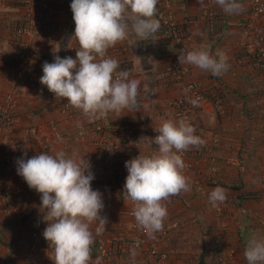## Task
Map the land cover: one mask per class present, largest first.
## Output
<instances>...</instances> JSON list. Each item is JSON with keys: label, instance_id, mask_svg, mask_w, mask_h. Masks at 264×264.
<instances>
[{"label": "crops", "instance_id": "crops-1", "mask_svg": "<svg viewBox=\"0 0 264 264\" xmlns=\"http://www.w3.org/2000/svg\"><path fill=\"white\" fill-rule=\"evenodd\" d=\"M71 2L34 0L25 5L24 0H0V117L10 110L14 115L13 125L0 129V192H8L0 204V264H53L52 250L42 235L46 224L38 207L40 194L17 174L16 161L60 150L75 154L84 165L90 163L95 176L92 188L102 193L105 207L101 215L107 216L108 223L95 235L92 261L101 257V264L163 263L149 254V243H135L144 232L128 214L134 204L123 198L121 182L115 180L113 167L120 156L115 152L100 155L94 143L96 120L89 122L75 108L62 115L59 105L67 100L56 101L40 84L45 61L52 63L54 55L76 58L79 44L72 37ZM237 2L243 10L225 14L214 0H205L203 7L198 0H171L177 35L189 51L207 44L213 54L217 50L225 54L229 68L220 76L186 64L182 80L175 81L170 77L175 43L163 39L160 29L141 40L131 30L130 11L124 17L129 24L126 38L107 50L119 62L117 71L127 70L129 79L142 81L139 111L109 113L108 136L131 133L135 139L128 159L158 150L151 138L158 134L154 128L165 120L183 119L195 129L194 135L205 141L203 146L190 147L182 157L183 174L191 190L163 202L167 217L156 243L159 251L167 254L164 264H247L248 237L253 233L264 236V65L258 66L257 49L252 52L250 46L254 34L244 31L252 23L264 34V13L253 18L251 1ZM203 9L210 14L201 13ZM27 16L40 21L32 40L40 54L34 74L23 85L15 74L19 42L14 29ZM261 60L264 63V58ZM189 82L199 85L204 101L175 117V101L187 96ZM9 93L16 98V108L9 106ZM141 137L145 138L138 143ZM197 149L199 154L193 156ZM187 158L193 161L190 169L185 167ZM218 186L226 190L227 199L213 207L208 195ZM96 227L97 222L90 225L94 233ZM35 236L42 239L38 248L31 247ZM101 247L112 255L102 256ZM132 250L137 253L134 258Z\"/></svg>", "mask_w": 264, "mask_h": 264}, {"label": "clouds", "instance_id": "clouds-1", "mask_svg": "<svg viewBox=\"0 0 264 264\" xmlns=\"http://www.w3.org/2000/svg\"><path fill=\"white\" fill-rule=\"evenodd\" d=\"M157 3L158 0H72L70 8L75 24L72 37L79 44L76 58L54 55L52 63L45 61L40 84L54 94L56 101L66 99L68 105L81 110L89 122L125 109L130 113L139 111L142 81L129 79L127 70L117 71L119 62L106 54L126 38L129 24L124 17L129 11L131 30L141 40L157 33L161 27L155 18ZM198 3L203 7L205 0ZM214 3L225 14L243 10L237 0H214ZM178 62L181 66H196L213 76H220L229 68L225 54L219 50L213 54L207 44L194 51L181 50ZM191 103L198 106L195 100ZM154 131L158 134L151 140L158 150L151 155L140 152L125 161L128 174L122 190L124 199L134 202L132 215L137 224L153 239L156 232L163 230L167 217L163 202L191 190L183 174L180 153L205 143L183 119L165 120ZM16 163L17 174L40 194L38 207L46 224L42 235L52 250L53 264H101V257L92 261L91 248L95 235L105 229L108 219L101 215L105 207L102 193L91 187L95 176L90 163L84 165L83 159H77L75 154L69 156L63 150L44 151L27 159L21 157ZM226 199V190L219 186L208 195L213 207ZM93 222H97L95 233L90 229ZM136 255L132 250L133 258ZM244 256L247 264H264V236L251 234Z\"/></svg>", "mask_w": 264, "mask_h": 264}, {"label": "built area", "instance_id": "built-area-1", "mask_svg": "<svg viewBox=\"0 0 264 264\" xmlns=\"http://www.w3.org/2000/svg\"><path fill=\"white\" fill-rule=\"evenodd\" d=\"M251 1V14L253 18H256L264 13V0H250ZM34 0H24L25 5H32ZM0 4V8H1ZM157 16L159 19L161 27V36L163 39L168 41H173L176 45V56L173 57L170 67V77L175 81H180L184 75V69L178 62V54L181 50L185 52L189 51V47L186 44H183L178 33V26L174 18L171 0H158L157 3ZM204 15H209L210 12L207 9H203L201 11ZM252 22V20L250 21ZM1 23V17H0ZM40 29V21L35 19L33 16H27L25 20L19 23L15 27V36L19 42V48L16 53V79L18 83L25 84L26 80L32 77L35 71V66L39 57V49L36 45L32 43L36 33ZM245 34H254V42L250 44L252 47V52L254 49H257L255 53L259 55L258 58V66H263L264 63L261 59L264 58V34L261 31L255 29L252 23H248L244 29ZM107 57L112 58L109 54H106ZM187 96H180L175 101L174 107V115L175 117H181L192 108H194L191 101L195 100L196 103H200L204 101V96L200 90V87L195 82H189L186 84ZM7 101L11 109L16 108V98L13 93H9L7 95ZM73 107L67 104V101L62 102L59 105V112L62 115H69L73 111ZM14 123V115L13 111H6L0 117V129L8 130ZM110 130V119L109 114L106 118L97 119L94 123V132L96 133V137L94 138V143L96 145L97 150L100 155L115 152L120 156V161L117 163L115 167H113V172L115 177L119 182H121V193L123 190V186L125 183V178L127 176V169L125 168V161L129 160L128 155L131 148V145L135 144V139L131 136V133H124L120 135L118 138H111L108 136V131ZM82 132V131H81ZM80 132V133H81ZM203 146V145H202ZM200 150L197 149L193 156H197ZM185 152L180 153L182 157L185 156ZM193 166V161L190 158H187L185 167L186 169H190ZM1 172V166H0ZM92 187V182H91ZM8 195L7 191L2 190L0 192V204L3 202V198ZM123 196V193H122ZM124 198V196H123ZM127 200V199H126ZM133 203V201L128 200ZM129 215H132V210L128 211ZM159 234V231L156 232L155 238H149L145 233L141 236H138L135 240L136 244H144L149 243L148 252L150 255L156 257L164 264V260L167 256L166 252H160L156 243V237ZM41 246L39 242V237L35 236L33 238V243L31 244L32 248H38ZM102 256L105 258L110 257L112 255L111 251H108L106 248H100Z\"/></svg>", "mask_w": 264, "mask_h": 264}, {"label": "trees", "instance_id": "trees-1", "mask_svg": "<svg viewBox=\"0 0 264 264\" xmlns=\"http://www.w3.org/2000/svg\"><path fill=\"white\" fill-rule=\"evenodd\" d=\"M115 180L118 181L116 177H115ZM39 242L41 243L42 242V239H39Z\"/></svg>", "mask_w": 264, "mask_h": 264}]
</instances>
